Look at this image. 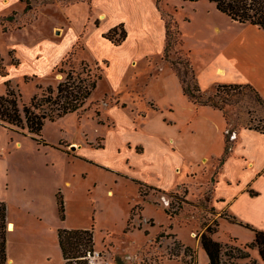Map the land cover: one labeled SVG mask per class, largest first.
Masks as SVG:
<instances>
[{"label": "rangeland", "instance_id": "rangeland-1", "mask_svg": "<svg viewBox=\"0 0 264 264\" xmlns=\"http://www.w3.org/2000/svg\"><path fill=\"white\" fill-rule=\"evenodd\" d=\"M72 3L74 0H0V55L21 108L49 87L56 90L65 72L84 78L89 73L102 74L105 65L97 67L84 47L89 40L97 42L91 31L97 16L94 9L90 11L88 0ZM208 4L227 16L209 0L159 1L164 12L177 15L183 40L170 52L172 61L184 59L189 51L186 39L196 40L197 25L187 18L199 16L198 8L206 12ZM121 32L118 30L116 38ZM102 51L111 58L115 55L111 49ZM175 66L183 70V65ZM139 77L133 78L136 86H141ZM4 81L0 73V95L6 93ZM111 91L112 86L102 77L78 111L47 120L42 136L36 139L27 128L5 125L24 137L23 149L12 154L23 168L26 160L34 167L50 162L55 188L59 187L65 206V220L49 208L40 221L20 211L17 202L24 199L10 194L8 220L17 224L8 233L12 264H64L57 239L59 227L93 229L98 264H208L200 237L206 226L214 227L217 221L220 225L214 238L224 245L222 264H262L256 249L253 255L248 249L251 257L242 259L234 257L238 252L231 247L244 249L253 242L254 232L247 225L262 229L257 224H264V195L251 190L226 212L218 211L209 172L218 169L219 163L210 170L205 165L180 164L161 145L185 129L183 117L176 113L175 123L167 125L164 118L168 116L161 117L165 111L151 108L146 97ZM210 95L227 113L230 129L253 126L264 130V105L254 90L216 86L205 96ZM153 97L158 106L166 103L167 98ZM245 179L240 177L242 183Z\"/></svg>", "mask_w": 264, "mask_h": 264}, {"label": "crops", "instance_id": "crops-1", "mask_svg": "<svg viewBox=\"0 0 264 264\" xmlns=\"http://www.w3.org/2000/svg\"><path fill=\"white\" fill-rule=\"evenodd\" d=\"M80 1L74 0L71 5ZM88 5L97 16L96 26L91 29L97 42L89 40L84 47L93 55L97 67L105 65L101 67L105 83L112 86L111 92L115 94L123 90L146 97L151 108L165 111L161 117L168 116L164 118L167 125L175 123L172 119L176 113L183 117L185 129L175 132L161 145L164 144L180 164L205 165L210 170L219 163L218 169L209 172L211 195L218 211L226 212L230 205L250 194L251 190L264 195V133L239 128L231 136L234 139L231 154L221 164L228 132L226 118L222 110L195 104L184 94L178 74L164 58L166 22L158 0H88ZM198 9L199 16L190 14L187 18L197 25L196 40L185 39L202 91L210 93L216 86L225 84H251L264 97V30L250 23L234 21L209 4L206 12ZM173 16L177 21V15ZM121 24L127 33L122 43L115 44L104 37L110 29ZM102 48L113 50L114 57L107 56ZM130 72L133 76H129ZM137 75L141 78V86H136L133 81ZM153 95L167 98L166 103L156 105ZM24 142V137L20 138L0 123V201L9 206L10 194L20 197L24 201L17 202L19 210L41 221L49 208L59 213L57 196L60 189L55 188L50 162L34 167L31 160H26L23 168L14 160L13 152L23 149ZM244 176L245 183H242L240 177ZM66 183L70 184V181L66 180ZM207 183L205 181V185ZM20 185L24 186L23 189L19 188ZM8 221L16 230L17 224ZM257 226L264 230V224ZM255 249L259 254L258 248H253L252 255ZM259 259L264 264L260 254ZM49 260L51 257L48 256ZM63 262L65 264L64 258Z\"/></svg>", "mask_w": 264, "mask_h": 264}, {"label": "trees", "instance_id": "trees-1", "mask_svg": "<svg viewBox=\"0 0 264 264\" xmlns=\"http://www.w3.org/2000/svg\"><path fill=\"white\" fill-rule=\"evenodd\" d=\"M24 1V0H20ZM160 0H158L159 3ZM185 1H197V0H185ZM216 4L217 9L222 13H225L232 20L240 23H250L258 26L264 30V0H209ZM30 2L27 1L26 10L30 9ZM162 15L166 22V47L164 50V58L170 61L172 67H174L178 74L183 92L188 98L198 105H210L223 111L228 124V132L226 133V149L224 155L221 158V164L230 156L233 141L231 137L239 128H229V118L227 113L223 110V107L218 102L214 101L213 97L205 96L198 83L196 71L193 67L192 61L189 57V51H186L185 57L182 61H172L170 52L173 51V47L177 44L181 46L183 40L181 38V32L178 22L173 15L162 11ZM118 30H122L121 35L116 38ZM127 33L124 25L121 24L110 29L104 34V37L108 38L115 44H120L126 39ZM3 58L0 55V73L5 78L6 93L0 95V123L3 125H12L21 128H27L28 132L32 134V137H40L42 129L47 120H55L61 118L67 114L78 111L82 105L92 94L96 88L98 82L102 79V74H88V77L84 78L80 75H75L72 71L65 72V78L59 82L57 89L54 90L49 87L46 92L41 96H34L30 104L23 105V108L19 104V94L14 90L11 84V80L7 77L8 73L3 66ZM19 61L14 63L19 65ZM183 65V70L176 68V64ZM64 73V71L62 72ZM240 88L248 87L254 90L258 96L259 102L264 105V97L261 93L251 84H225L218 87ZM241 128V127H240ZM247 128L255 129L264 133L263 129L253 126H247ZM58 206L61 220H65V206L61 193H58ZM8 208L4 201H0V264H8ZM167 214H172L165 210ZM222 217V216H221ZM236 221L235 218H233ZM220 223L217 221L215 226H206L205 230L201 233V245L208 257V264H222V253L224 251V245L221 241L214 238V235L218 232ZM250 227L254 232L253 242L247 244L246 250L238 247H231L232 251L238 252V258H250L248 249L258 248L259 254L264 261V230ZM58 242L62 252V256L65 260V264H92L89 261V255L95 251V240L93 229L88 228H59L58 229ZM188 249V247H187ZM177 255V254H174ZM182 264H185L183 261ZM197 264V261H194ZM252 264H257L254 261Z\"/></svg>", "mask_w": 264, "mask_h": 264}, {"label": "bare ground", "instance_id": "bare-ground-1", "mask_svg": "<svg viewBox=\"0 0 264 264\" xmlns=\"http://www.w3.org/2000/svg\"><path fill=\"white\" fill-rule=\"evenodd\" d=\"M109 194H112V191H109ZM8 230L9 231H14L15 230V225L13 224V223H9V225H8ZM12 258L10 257L9 258V262H8V264H12Z\"/></svg>", "mask_w": 264, "mask_h": 264}, {"label": "built area", "instance_id": "built-area-1", "mask_svg": "<svg viewBox=\"0 0 264 264\" xmlns=\"http://www.w3.org/2000/svg\"><path fill=\"white\" fill-rule=\"evenodd\" d=\"M96 258H97V256H96V254H95V251H94L93 254L89 255V261H90L92 264H98V263H99L98 261L96 262Z\"/></svg>", "mask_w": 264, "mask_h": 264}]
</instances>
